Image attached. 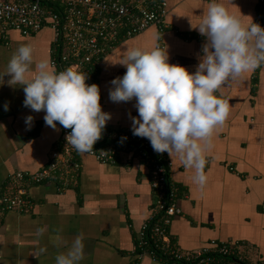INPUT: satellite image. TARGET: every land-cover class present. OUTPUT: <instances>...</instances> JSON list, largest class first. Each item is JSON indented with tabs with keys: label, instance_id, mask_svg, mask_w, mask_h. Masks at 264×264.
<instances>
[{
	"label": "crops",
	"instance_id": "crops-1",
	"mask_svg": "<svg viewBox=\"0 0 264 264\" xmlns=\"http://www.w3.org/2000/svg\"><path fill=\"white\" fill-rule=\"evenodd\" d=\"M168 2L169 27L162 40L169 63L194 73L205 43L194 28L211 0ZM218 2L237 16H251L254 22L258 0H232L235 7L229 0ZM159 41L157 28L151 26L122 41L103 60L100 103L112 116L108 126L131 129L129 113L138 117L135 100L117 104L109 99L110 82L126 72L118 64L125 51L133 47L151 50ZM52 43L49 28L31 36L11 31L10 44L0 45V74L6 72L12 54L21 45H32L34 62H39L50 60ZM9 79L0 78V194L9 172L36 171L46 166L62 134L58 122L55 130L46 126L44 112L24 107L23 88L10 86ZM222 94L232 109L225 124L213 134L206 153V185L200 188L194 184L193 171L172 157V176L181 187L183 214L173 220L169 236L184 250L196 249L212 239L245 240L264 264V66L230 82ZM28 116L33 117L30 125L25 122ZM81 161L77 182L70 188L60 191L54 184L30 185L28 195L34 208L25 214L4 213L0 264H55L56 255L67 250L57 237L70 244L80 234L85 245L81 264L133 263L137 234L154 198L147 165L141 161L104 164L89 155H83ZM42 227L45 233L37 236V229ZM41 248L47 251L41 254ZM142 264L162 263L146 255Z\"/></svg>",
	"mask_w": 264,
	"mask_h": 264
},
{
	"label": "clouds",
	"instance_id": "clouds-1",
	"mask_svg": "<svg viewBox=\"0 0 264 264\" xmlns=\"http://www.w3.org/2000/svg\"><path fill=\"white\" fill-rule=\"evenodd\" d=\"M229 3L235 7L232 0ZM194 29L205 38L194 73L170 64L167 47L128 48L118 63L126 72L110 82L109 99L117 104L135 100L138 117L129 113L132 134L148 139L157 154L176 156L193 171V183L203 188L208 179L206 153L232 109L222 89L264 66V28L251 16H237L224 3L211 0ZM5 76L10 77V86L23 88L24 107L45 113L46 126L55 130L58 122L71 130L65 137L67 145L81 154L93 153L112 116L102 110L100 87L86 83L87 73L72 67L58 72L48 59L34 62L33 46L24 44L0 74ZM25 122L30 125L33 117ZM45 231L38 228L36 235ZM57 240L67 250L56 255L55 264H81L84 236L77 235L70 244L60 236ZM46 251L39 249L41 254Z\"/></svg>",
	"mask_w": 264,
	"mask_h": 264
},
{
	"label": "built area",
	"instance_id": "built-area-1",
	"mask_svg": "<svg viewBox=\"0 0 264 264\" xmlns=\"http://www.w3.org/2000/svg\"><path fill=\"white\" fill-rule=\"evenodd\" d=\"M168 13V0H0V45L10 44L11 31L31 36L49 28L53 35L50 61L57 71L72 67L87 73V84L100 87L102 62L122 41L155 26L160 37L156 46L165 48L162 37L169 27ZM254 23L264 28V0H258ZM70 131L62 127L46 166L8 173L0 194V222L6 211L25 214L34 208L28 186L54 184L64 191L74 185L83 155L104 164L141 161L148 167L154 198L138 231L132 264H142L146 255L162 264H263L246 258L248 244L241 239H212L191 250L172 242L170 225L183 214L181 187L172 176L173 159L154 152L148 139L134 136L129 128L107 125L93 153L81 154L67 145Z\"/></svg>",
	"mask_w": 264,
	"mask_h": 264
},
{
	"label": "trees",
	"instance_id": "trees-1",
	"mask_svg": "<svg viewBox=\"0 0 264 264\" xmlns=\"http://www.w3.org/2000/svg\"><path fill=\"white\" fill-rule=\"evenodd\" d=\"M252 246H250L249 244L247 245V247H246V258L248 259V258H251V259H255V260H258L259 261V259L260 258H258L257 256H254V254H253V252H252Z\"/></svg>",
	"mask_w": 264,
	"mask_h": 264
}]
</instances>
